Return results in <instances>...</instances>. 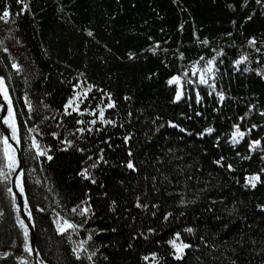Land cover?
I'll use <instances>...</instances> for the list:
<instances>
[{"label":"trees","instance_id":"16d2710c","mask_svg":"<svg viewBox=\"0 0 264 264\" xmlns=\"http://www.w3.org/2000/svg\"><path fill=\"white\" fill-rule=\"evenodd\" d=\"M4 11L0 101L39 264H264V0H0ZM5 136L0 125V167ZM13 155L0 264H36Z\"/></svg>","mask_w":264,"mask_h":264},{"label":"snow or ice","instance_id":"6c2138e0","mask_svg":"<svg viewBox=\"0 0 264 264\" xmlns=\"http://www.w3.org/2000/svg\"><path fill=\"white\" fill-rule=\"evenodd\" d=\"M19 3H23V0H18ZM24 7H27L26 5H24ZM10 16V13L8 11H4L2 14H0V20H3L4 22H7L8 18ZM89 35H91V33H89ZM252 43H254V41H252ZM14 67H16V65H13ZM208 71H211V69L209 68ZM179 80V78H175L172 81H169V83H177ZM202 82H205L202 80ZM0 93H2L4 95L5 99H8V94H7V87L5 85V81L2 77H0ZM177 99H179V94L177 95ZM72 105V101L70 100L68 105L66 107H70ZM109 107H111V105H109ZM8 112L9 115L11 116L12 113V108H11V101L9 100V107H8ZM101 117H103V112L100 113ZM6 124H8V120L4 121ZM93 123H95V121H93ZM9 127H11L13 129V135H12V139H16L18 142V138L15 135V127L13 126V124H9ZM209 133L212 132V129H208L207 130ZM245 133L240 132L239 130H237V132L234 134L233 136V143H238L239 141L236 139L237 136L239 137H243ZM8 139L9 137L5 136L3 137V144H4V149H3V159L5 161L4 165L2 167H0V177L3 178H7L6 174L3 171V168L6 167L8 168L10 171L14 170V167L17 165V161L15 160V156L13 155L15 152V149L12 148V146L8 143ZM259 144V141H254L253 145H257ZM38 147V146H37ZM12 153V154H10ZM43 154V153H41ZM49 159H51V157H49ZM129 168H132L133 165L131 163L128 164ZM81 175H85V178H87L85 173H81ZM260 177L259 176H253L249 178V183L252 184V186H255V182L259 181ZM10 191V189H9ZM86 211V210H85ZM21 226L24 227L25 232L24 235L27 237L28 232H27V225H24L23 221L20 222ZM73 225L71 224H67V228H72ZM64 229H61V231H63ZM189 231H191L189 229ZM169 243H171L173 245V247H175L177 249V251H183V248L188 247V245H177L175 240L169 241ZM26 251H28L29 253H31L32 249L30 247H26L25 249ZM89 259H91V257H88ZM180 257L178 256L177 259H179Z\"/></svg>","mask_w":264,"mask_h":264},{"label":"water","instance_id":"95a60500","mask_svg":"<svg viewBox=\"0 0 264 264\" xmlns=\"http://www.w3.org/2000/svg\"><path fill=\"white\" fill-rule=\"evenodd\" d=\"M0 104L3 105V111H2V115H1V119H0V125H1V129L2 131L5 133V135L7 137H9V142L13 145V147L15 148V150L17 151V154H18V157H19V161H20V166L14 176V179H13V191L16 195V197L18 198V201H19V206H20V210H21V215H22V218L23 220L26 222V224L28 225V227L30 228V231H31V244H32V247H33V250H34V255H35V263L36 264H39L38 263V259H37V252H36V246H35V232H34V229H33V226H32V223L31 221L29 220L26 212H25V206H24V199H23V196L21 195V193L19 192L18 188H17V185H16V178H17V175L21 172L22 170V161H21V154H20V151L17 147V145L13 142L12 138H11V133L8 129V127L4 124V118L6 117L7 115V112H8V105L6 102L4 101H0Z\"/></svg>","mask_w":264,"mask_h":264}]
</instances>
